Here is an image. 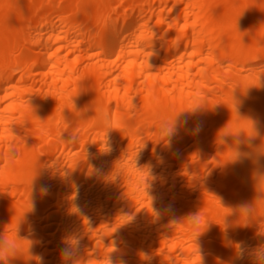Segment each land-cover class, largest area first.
Segmentation results:
<instances>
[{"label": "bare ground", "instance_id": "1", "mask_svg": "<svg viewBox=\"0 0 264 264\" xmlns=\"http://www.w3.org/2000/svg\"><path fill=\"white\" fill-rule=\"evenodd\" d=\"M0 235L9 264H255L264 0H0Z\"/></svg>", "mask_w": 264, "mask_h": 264}, {"label": "clouds", "instance_id": "2", "mask_svg": "<svg viewBox=\"0 0 264 264\" xmlns=\"http://www.w3.org/2000/svg\"><path fill=\"white\" fill-rule=\"evenodd\" d=\"M101 116L108 120L109 116L107 113L101 111ZM171 131V130H170ZM254 211V206L242 205L241 212L247 217L251 212ZM193 219L198 222V217H193ZM17 239H7L5 236L0 235V264H9L10 258H15L20 249L17 243ZM246 249L244 246H241V249L238 252V258L243 259ZM62 255L66 258L72 256V250L69 248L62 249ZM252 256L254 258L255 264H264V246L255 248L252 251ZM107 264H111L110 260H107Z\"/></svg>", "mask_w": 264, "mask_h": 264}, {"label": "rangeland", "instance_id": "3", "mask_svg": "<svg viewBox=\"0 0 264 264\" xmlns=\"http://www.w3.org/2000/svg\"><path fill=\"white\" fill-rule=\"evenodd\" d=\"M55 4H58V0H55ZM16 199H13V201H15ZM219 232V230L217 229V228H214L213 229V232H212V235L213 234H216V233H218ZM211 235V236H212ZM227 241L226 240H217V243H219V244H225ZM204 254H206V253H204ZM16 257H19V256H16ZM16 264V263H15Z\"/></svg>", "mask_w": 264, "mask_h": 264}]
</instances>
